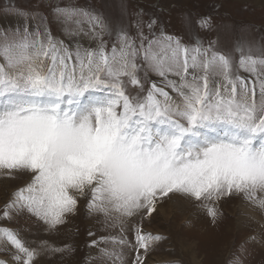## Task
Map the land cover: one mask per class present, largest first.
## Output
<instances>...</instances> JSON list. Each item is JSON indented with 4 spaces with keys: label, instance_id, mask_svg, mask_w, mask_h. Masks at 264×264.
Masks as SVG:
<instances>
[{
    "label": "snow or ice",
    "instance_id": "obj_1",
    "mask_svg": "<svg viewBox=\"0 0 264 264\" xmlns=\"http://www.w3.org/2000/svg\"><path fill=\"white\" fill-rule=\"evenodd\" d=\"M53 13L81 32L87 24L99 44L70 49L46 22L0 33V175H30L12 192L4 219L26 212L55 229L84 200L89 217L119 228L100 238L113 244L101 257L127 264L130 249L131 264H146L164 237L145 231L143 218L173 196L197 202L213 221L234 195L264 210V47L254 55L238 38L237 60L198 37L189 46L163 32L140 33L137 43L121 28L109 48L102 14L71 6ZM46 245L33 247L0 224V249L14 250V264H34Z\"/></svg>",
    "mask_w": 264,
    "mask_h": 264
},
{
    "label": "rangeland",
    "instance_id": "obj_2",
    "mask_svg": "<svg viewBox=\"0 0 264 264\" xmlns=\"http://www.w3.org/2000/svg\"><path fill=\"white\" fill-rule=\"evenodd\" d=\"M56 6L102 14L108 29L102 39L109 48L117 42L116 32L121 28L137 43L140 33L153 39L163 32L189 46H194L198 37L205 47L212 44L217 51L231 52L237 60L239 54L234 48L238 38L243 39L245 46H252L254 55L258 45L264 47V0H0V33L11 34L25 25L31 30L32 26L46 22L52 35L70 49L77 45L97 47L99 40L88 34L87 24L80 26L81 32L74 22H57L53 13ZM204 19L208 20L207 26L200 23ZM241 75L248 74L241 70ZM148 77L161 83L153 72ZM148 86L145 82V88ZM29 180L28 173L16 174L15 178L0 175V224L20 230L33 247L47 242L34 264H112L101 257L100 249H111L113 244L100 238L117 235L119 228L107 225L102 216L89 217L84 200L77 213L69 216L67 225L55 229H49L26 212L16 214L11 221L3 218L12 192ZM217 207L219 215L213 221L197 202L179 195L161 203L159 210L142 221L145 231L164 237L151 248L146 264H236L238 257L242 264H264V210L255 206L260 220L255 219L245 212L247 207L248 211L254 210L252 205L240 195L225 198ZM140 222L141 218L136 217L127 224L129 240L133 239V226ZM90 231L95 233L94 237L89 236ZM92 239L99 242L98 247L91 246ZM12 251L10 247L8 251L0 249V260L14 264ZM124 251L127 264H131L134 252Z\"/></svg>",
    "mask_w": 264,
    "mask_h": 264
},
{
    "label": "bare ground",
    "instance_id": "obj_3",
    "mask_svg": "<svg viewBox=\"0 0 264 264\" xmlns=\"http://www.w3.org/2000/svg\"><path fill=\"white\" fill-rule=\"evenodd\" d=\"M69 47V46H68ZM28 176V175H27ZM8 190V189H7ZM251 204V203H250ZM252 205V204H251ZM252 207H253V209L254 210H252V211H248L247 209H248V207L246 208V210H245V212L247 211V212H249L250 214H251V216L252 217H254L255 219H259L260 220V217H259V215H258V209L255 207V206H253L252 205ZM160 208V207H159ZM159 210V209H158ZM163 211V210H162ZM165 212V211H164ZM167 212V211H166ZM163 215V214H162ZM253 219V218H252ZM67 225V224H66ZM63 227V226H62ZM61 227V228H62ZM60 229V228H59ZM58 230V229H57ZM56 231V230H55ZM48 253V252H47Z\"/></svg>",
    "mask_w": 264,
    "mask_h": 264
}]
</instances>
